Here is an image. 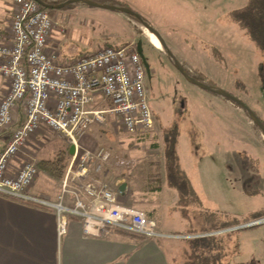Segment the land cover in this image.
Here are the masks:
<instances>
[{"label":"rangeland","instance_id":"1","mask_svg":"<svg viewBox=\"0 0 264 264\" xmlns=\"http://www.w3.org/2000/svg\"><path fill=\"white\" fill-rule=\"evenodd\" d=\"M59 1L49 0L48 3L55 5L60 4ZM103 1L124 5L139 14L191 76L237 98L264 124V91L260 89L258 76L264 52L249 40L233 19L234 11L244 8L249 0ZM49 15L55 24L51 37L53 46L60 52V60L64 59L65 53L80 57L132 40H140L143 44L141 55L149 67V78L145 83L154 119L153 129L129 135L119 118L106 114L105 124L92 127L87 134L76 137V141L80 153L85 150L95 152L100 148L109 152L110 160L105 167L107 174L94 177L115 191L118 190L115 187L118 182L127 186L131 201H128L129 205L120 204L145 213L165 214L168 211L171 214L172 220L164 222L165 229L171 233H164L185 236L154 241L164 242L168 250L171 249L168 256L172 261L167 257L164 263L202 264L201 259L208 258V262L203 264H238L250 260L264 264V226L234 231L229 230L233 227H227L251 220L252 217L234 218L246 216L250 208L259 207L264 202V196L250 197L245 192L239 193L240 182L236 180L242 176L241 165L243 168L247 165L248 169L243 171L244 179H248L249 173L262 176L264 153L257 152L259 163H249L243 155L232 157L224 154V157L216 156L214 159H195L196 142L208 131L221 138L238 134L249 137L253 135V129L264 140L263 134L254 128L244 111L226 99L189 83L174 67L164 47L156 49L149 42V32L141 23L124 14L78 2L52 10ZM103 108L108 109L109 105L104 104ZM173 129L178 136L176 150L180 168L193 186L196 188L194 173L198 167L206 166L210 172L202 178V204L195 200L183 208L174 192L166 189L163 137ZM41 138L46 140L43 144L38 142ZM29 140L37 142L38 149L35 155L23 152L24 163L33 160L37 164L40 153L51 159L62 153L67 161L64 177L72 161L67 150L71 145L67 139L41 128ZM255 178L259 176L250 177L252 180ZM62 179L59 180L60 186ZM243 188L250 190L252 186L245 183ZM132 190L135 193L139 191V195L136 193L133 198L134 203ZM210 205L214 207L209 208ZM182 209H185L184 217L181 216ZM182 250L186 251L187 259L182 258Z\"/></svg>","mask_w":264,"mask_h":264},{"label":"built area","instance_id":"2","mask_svg":"<svg viewBox=\"0 0 264 264\" xmlns=\"http://www.w3.org/2000/svg\"><path fill=\"white\" fill-rule=\"evenodd\" d=\"M10 1L13 17L8 35L0 36V78L8 81L0 99V135L8 133L0 151V197L53 212L58 237L75 219L85 238L111 233L153 241L183 238L161 233L145 212L120 204V191L94 177L107 174L109 152L100 148L80 153L76 141L92 127L105 124L106 114L119 118L129 135L153 129L145 67L135 42L104 47L63 63L47 50L55 25L48 10L33 0ZM95 104L99 108L91 109ZM41 128L61 134L73 148L55 199L29 192L38 173L33 160L14 171L10 166ZM258 226H264V215L229 230Z\"/></svg>","mask_w":264,"mask_h":264},{"label":"crops","instance_id":"3","mask_svg":"<svg viewBox=\"0 0 264 264\" xmlns=\"http://www.w3.org/2000/svg\"><path fill=\"white\" fill-rule=\"evenodd\" d=\"M44 1L48 2L49 0ZM12 17L13 5L11 1L0 0V36L6 37ZM1 26L6 27L1 28ZM133 41L134 40L131 42H123L120 45L129 44ZM47 50L56 53L58 60L63 63H67L76 58L73 54L65 53L64 59L60 60V52L57 47L53 46V39L51 36L47 42ZM7 90L8 81L0 78V99ZM224 106L226 105L224 104ZM90 108L96 109L99 108V105L95 104ZM226 127H228V125H226ZM251 130L253 131V135L249 137L238 134L233 136L227 135L225 138H221L209 131L206 132L207 135L196 142L195 159H214L216 156L224 157V154L232 157H241V155H243L248 159L249 163H259L256 154L257 152L264 153V140L261 139L262 137L256 135L253 129ZM88 132L89 130L86 134ZM7 136V132L0 135V151L4 149L7 143ZM45 141L46 140L41 138V141L38 142L43 144ZM36 144L38 143H32L28 140L22 152L10 163L13 171L24 163L25 159L22 155L23 152L29 155H35L38 149ZM68 148L70 150L71 146L67 147V149ZM68 154L70 156L73 155L69 152ZM49 160L52 159L44 158L41 153L38 154V162ZM239 170L242 172V176L236 178L238 183L240 182L239 193L245 192L248 194L247 196L250 197L258 195L264 196V173L262 176L257 173L254 175L249 173V177L246 180L244 179L245 173H243V171L248 170L247 165L244 166V168L241 165ZM209 173L206 166L197 168L196 173H194V177L197 181L196 188L191 183L188 175L184 174L194 192L196 202L199 204H202L204 192L202 178ZM251 176H259V178L252 180L250 179ZM245 183L251 184L252 189L245 190L243 188ZM122 185H124L125 188L123 193H120L118 200L125 205H129L128 201H131V199H129L127 195V186L118 182L115 184V187H118L119 190ZM166 189L171 190L172 193L174 192V196L178 198L175 190L167 186ZM29 192L55 199L60 194V182L51 178L44 170L39 169L34 183L29 188ZM136 193L139 195L138 190ZM136 193L132 190V194L134 195H131L132 202ZM211 207L214 206L210 205L209 208ZM262 213H264V202L259 207L250 208L246 216H238L234 219L243 220L244 217H246V219L248 217L254 219ZM146 214L149 218L156 221L158 230L161 233L165 231V233H171L164 227L165 221L172 220V218L170 219L171 214L168 213V211H166L165 214L155 213L157 216L149 211H146ZM181 216L184 217L182 213ZM241 223L236 222L232 226L227 227H236ZM151 241L153 240H144L139 237L121 233H111L98 238H85L79 221L75 219H70L68 221L67 233L62 237H58L56 231V216L53 212L0 197V264H167L166 262L164 263V261L167 257L169 258L168 254H171V249L168 250L164 242ZM182 251V258L185 257L187 259L186 251ZM212 254H214V252H212ZM200 256L203 257V255ZM210 257L213 258L214 256ZM169 261H172V259L169 258Z\"/></svg>","mask_w":264,"mask_h":264},{"label":"trees","instance_id":"4","mask_svg":"<svg viewBox=\"0 0 264 264\" xmlns=\"http://www.w3.org/2000/svg\"><path fill=\"white\" fill-rule=\"evenodd\" d=\"M65 1L66 0H60L59 3ZM90 1L99 2L101 4H111V5L126 7L121 4H116L113 2H107L103 0L100 1L90 0ZM44 2L48 3L47 1ZM48 13H50V11H48ZM129 18L139 22L138 20L132 17ZM233 19L239 25V27L242 30H244L249 40L253 42V44L256 47L262 49V51L264 52V0H249L244 8L234 11ZM187 73L190 74L188 71ZM258 76L260 80V89L261 91H264V60L259 66ZM193 77L197 81L201 82L195 76ZM209 86L215 88L211 85ZM235 106L238 107L237 105ZM244 113L248 116L246 112ZM253 126L255 129L258 130V128L254 124ZM163 138H164L163 158H164L165 184L168 188L176 191L177 196L179 198V203L184 208V205H187L189 202H195L196 198L194 192L191 189L189 181L187 180V178L185 177L184 173L181 171L179 166L177 150H176L177 138H178L176 130L173 129L172 131H169L167 134H165ZM67 150L69 152V148ZM61 154L62 153L57 154L54 159L49 161H39L37 163V167L40 170H44L45 172H47L51 178L58 181L61 180L67 164V161L64 159L63 154L62 155ZM184 212L185 209H182V215L185 214ZM201 260H202V264L208 262V258H203ZM238 264H257V263L254 260H250L249 262L238 263Z\"/></svg>","mask_w":264,"mask_h":264},{"label":"water","instance_id":"5","mask_svg":"<svg viewBox=\"0 0 264 264\" xmlns=\"http://www.w3.org/2000/svg\"><path fill=\"white\" fill-rule=\"evenodd\" d=\"M36 3H38L43 9L48 10V11H52V10H59L62 9L70 4H74V3H82L94 8H100L103 10H107V11H113V12H117L120 14H124L128 17H132L136 20L139 21V23H141V25L151 34L155 35V37L159 40L161 47H164L165 49V53L168 55L169 59L172 60L174 67L177 69V71L191 84L199 87L200 89H203L205 91L208 92H212L224 99H226L229 102L234 103L235 105H237L241 110H243L244 112H246L248 114L249 119L252 121V123L258 128V130L263 134L264 136V124L263 122L260 120V118L252 111L248 108V106H246V104H244L243 102H241L240 100H238L237 98L233 97L232 95L222 91V90H218L216 88H212L209 85L203 83V82H199L197 81L193 76L189 75L186 71V69L173 57V55L167 50L163 40L161 39V37L159 36V34L148 24L146 23L139 14H137L136 12H134L132 9L128 8V7H122V6H116V5H111V4H101V3H97V2H93L90 0H66L63 3L60 4H49L44 2L43 0H33ZM137 52L140 55L142 62L144 64L145 67V71L147 74H149V67L146 64L143 56L141 55V47L140 44H138L137 47ZM70 154H73V148L71 147L69 150ZM125 186L122 185L119 189V191L121 193H123Z\"/></svg>","mask_w":264,"mask_h":264},{"label":"bare ground","instance_id":"6","mask_svg":"<svg viewBox=\"0 0 264 264\" xmlns=\"http://www.w3.org/2000/svg\"><path fill=\"white\" fill-rule=\"evenodd\" d=\"M147 37L149 39V42L158 50H161V45L159 40L155 37V35L151 33H147Z\"/></svg>","mask_w":264,"mask_h":264},{"label":"flooded vegetation","instance_id":"7","mask_svg":"<svg viewBox=\"0 0 264 264\" xmlns=\"http://www.w3.org/2000/svg\"><path fill=\"white\" fill-rule=\"evenodd\" d=\"M135 44H136V48L138 47V44H140V47L143 45L142 42H141L140 40H137V41L135 42ZM186 71H187V70H186ZM145 72H146V71H145ZM189 75H190V74H189ZM147 78H149V77H148V74L146 73V79H147Z\"/></svg>","mask_w":264,"mask_h":264}]
</instances>
